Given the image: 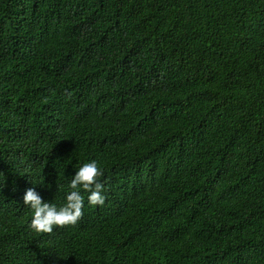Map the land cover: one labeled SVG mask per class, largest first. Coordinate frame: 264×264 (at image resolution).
Returning <instances> with one entry per match:
<instances>
[{"label": "trees", "instance_id": "obj_1", "mask_svg": "<svg viewBox=\"0 0 264 264\" xmlns=\"http://www.w3.org/2000/svg\"><path fill=\"white\" fill-rule=\"evenodd\" d=\"M0 264H264V0H0Z\"/></svg>", "mask_w": 264, "mask_h": 264}, {"label": "clouds", "instance_id": "obj_2", "mask_svg": "<svg viewBox=\"0 0 264 264\" xmlns=\"http://www.w3.org/2000/svg\"><path fill=\"white\" fill-rule=\"evenodd\" d=\"M103 175L98 162L92 160L79 167L70 182L66 203L57 208L54 203L44 202L35 188H28L23 196L25 205L33 210L30 227L37 233H52L54 227L75 225L83 215L84 197L80 189L89 193L90 205H104V183L98 180Z\"/></svg>", "mask_w": 264, "mask_h": 264}]
</instances>
